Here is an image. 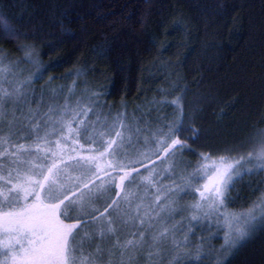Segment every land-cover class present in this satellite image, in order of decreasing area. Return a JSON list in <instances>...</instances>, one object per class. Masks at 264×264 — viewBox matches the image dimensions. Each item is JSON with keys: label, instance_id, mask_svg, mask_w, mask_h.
<instances>
[{"label": "snow or ice", "instance_id": "6c2138e0", "mask_svg": "<svg viewBox=\"0 0 264 264\" xmlns=\"http://www.w3.org/2000/svg\"><path fill=\"white\" fill-rule=\"evenodd\" d=\"M16 35L17 29L0 14V36L11 39ZM6 59L0 49V124L8 115L7 106H13L8 134L0 128V235L4 237L0 239V264H103L106 253L117 252L127 257L121 264H133L144 252L149 260L173 254L170 264L193 260L199 264L203 259L211 264L215 249L208 241L217 235L212 228L223 231L221 251L230 253L250 237L257 224H264V190L259 186L254 193L260 195L248 208L239 213L221 211L232 201L230 193L237 182L264 172V131L249 139L251 147L246 153L230 155L237 152L230 148L228 155L216 159L199 153L193 171L163 184L166 174L176 175L177 155H197L188 141L197 140L199 133L185 127L181 97L159 101L175 107L179 115L158 128L143 117L129 119L126 112L114 117L110 112H97L102 107L101 93L73 102L69 88L63 105L51 103L45 108L43 98L36 102L29 91L40 71L20 79L21 63H37L33 50L7 64ZM52 95L55 99V90ZM33 102L36 108L31 107ZM90 114L96 119L89 121ZM14 139L33 143H13ZM141 144L157 147L145 152ZM153 155L155 160L149 158ZM165 164L162 169L157 167ZM143 171L148 175H142ZM152 190L154 198L148 195ZM111 191L115 197H109L111 202L105 201L107 206L101 211L96 203ZM187 194L198 198L178 205ZM182 210L191 214L172 223ZM205 225L210 234L201 238L193 254L188 250L189 237ZM178 232L184 233L183 238H177ZM105 244L111 247L106 249ZM85 247L92 250L85 252Z\"/></svg>", "mask_w": 264, "mask_h": 264}, {"label": "trees", "instance_id": "16d2710c", "mask_svg": "<svg viewBox=\"0 0 264 264\" xmlns=\"http://www.w3.org/2000/svg\"><path fill=\"white\" fill-rule=\"evenodd\" d=\"M0 14L17 29L0 49L18 58L32 49L37 84L83 77L114 107L182 95L185 127L199 133L188 141L192 171L201 151L216 156L228 142L238 151L264 130V0H0ZM167 110L169 123L179 112ZM248 192L240 181L230 195ZM223 264H264V226Z\"/></svg>", "mask_w": 264, "mask_h": 264}, {"label": "rangeland", "instance_id": "374dc122", "mask_svg": "<svg viewBox=\"0 0 264 264\" xmlns=\"http://www.w3.org/2000/svg\"><path fill=\"white\" fill-rule=\"evenodd\" d=\"M7 56H8V59L5 60V64H7L9 62V60H14V59L18 58V57H12L10 55H7ZM19 67L23 69V75L20 77V79H26V78L30 77L32 75V73L38 71V70H34L35 64L21 63L19 65ZM164 72H166V71H164ZM40 73H41V71H40ZM160 74H162V72ZM34 80L35 79H33L31 84H30L29 91H30V93H32V95H34L36 102L40 101L43 98L45 108L48 104H51V103L63 105V103L65 102V97H67L69 95V91H68L69 88H71L72 92H73V95H72V101L73 102H75L76 99H78L82 96L86 97L92 93H97L96 91H93L88 87H85L86 83H85V80L83 79V77H71L70 78L69 76H66V77L57 78V77L49 76L48 78H45L39 84L35 83ZM74 81H75V84L73 83ZM4 87H9V85L5 84ZM53 90H55V92H56V98L55 99H53V95H52ZM164 90H163V94H166L167 92H165L166 90L165 91ZM180 97L182 98V95ZM29 98L31 99L32 97L30 96ZM162 98H164V97H162V96L161 97L145 96V98L142 99V102H135V103H131V104L125 103V105L119 104L118 107H114L112 105V103H110L106 99L101 98L99 96V101H100L102 107H98L96 109V111L97 112L102 111L105 114L110 112L112 117H114L117 113L126 112L129 119H135V118L143 117V120L150 122L153 128H158V127H160L161 123H168V121H169V118H168V116H169L168 111L169 110H167L168 106L162 105L159 103V101L164 100ZM182 100H183V98L181 99V101ZM36 102H33L31 104L32 108H36L38 106V104ZM12 109H13L12 105L7 106L6 111H7L8 115L5 118V122L3 124H0V128H2L3 134L8 133L9 125L7 123V120H10L12 118V116H11ZM42 110H44V109H42ZM146 113H147V115H145ZM17 115H19V113H17ZM70 118H71L70 116L66 117V119H70ZM87 119L89 121L95 120L96 115L90 114L89 117H87ZM109 121L111 122V118H109ZM51 139L55 140V139H57V136H52ZM249 139L247 140V143L242 142L240 145H238V147H241V145H245V147H241L240 149H238V151L235 152L236 154H234V152H233V153H230V155H238V154L246 153L249 150V148L251 147V145L249 144ZM32 143L33 142H30L29 144H32ZM81 143H83V141H81ZM230 145H231V143L228 142L227 146L223 147L224 149L219 148V149H221V152H218V154L216 156H212V159H216L220 155H228L229 153L226 150L236 147L234 145H233V147H231ZM89 146L90 145H85V147H89ZM139 147H140L141 151L148 152L149 150L155 149L157 146L155 144H149L147 146L141 144ZM214 151L215 152H213V154L217 153L216 150H214ZM160 152H161V154L163 153L162 148L160 149ZM149 158L151 160H154L155 156L153 155V156H150ZM109 159H111V158H109ZM171 160H172V157H169L168 162H171ZM194 162H195V160L192 159L191 157H189L186 154V152H184L182 156L177 155L176 166H175L176 175L166 174V177L162 179V183L163 184H171L173 179H176L178 181L179 180L178 174L183 173L184 175H187V173L192 171V166H194L193 165ZM100 163L104 164V163H106V161H100ZM145 163H148V159H145ZM165 166H166V164L165 165H157V167L160 169H162ZM136 167H139V165H136ZM145 172H146L145 176L148 175L147 171H143L142 173H145ZM262 180H264V172H260L258 175L245 176L244 180L241 181V183H242V186H244L245 188L247 187L249 189L248 193L250 194L252 191H254V188L257 186H259L262 190H264V184L258 185V182L262 181ZM202 183H203V181H202ZM154 194H155L154 190H152L148 193V195L152 196L153 198H154ZM253 194H254V197H253ZM259 195H260L259 192H255V193H252L250 198L249 197H243V199H242L240 197H236L237 194H235L234 196H231L232 201L227 203L226 207L224 209H221V211H226V212H231V213H239L240 211L244 210V208H245L242 206V204L244 202H249V204H250L251 202L256 200V198ZM111 196H112L111 192L105 193L97 201L96 207H98L101 211H103V208L106 206L105 201L108 202L110 200L109 197H111ZM196 198H198V197H196ZM196 198H193L191 194L182 195L181 198L178 200V205L183 206L186 204H191L194 202V200ZM244 198H246V199H244ZM31 202L32 201L30 199L29 203H31ZM230 203H233L234 206L237 204L236 205L237 208L233 206L232 208H234V209H231V208L229 209L228 205ZM4 210H6V209H4ZM190 214H191L190 211L182 210V211H180V213L178 215L175 216V220L172 221V223L179 221L182 217H187ZM262 226H264V224H257L256 230ZM186 227H187V221H185V230H186ZM211 232L217 233L216 236H214L210 241H208V243L215 249V251L213 252L212 258H211V264H221V263L223 264L224 262H226L229 259V257L233 254V251L235 249L232 250L230 253L222 252L221 246L224 244V239H223L224 233H223V231L222 230L218 231L216 228H212ZM254 232H252V234ZM209 234L210 233L207 230L206 225L204 226V230H202L201 228L195 229V235H192L189 237L191 243L188 246V250L193 252V254H195V250L198 247V245L200 244L201 238L207 237V236H209ZM183 235H184L183 232H178L177 238H183ZM3 238L4 237L2 235H0V239H3ZM105 245L107 246V248L111 247L110 244H105ZM91 250H92L91 248L85 247V252H89ZM172 255L173 254L165 253L163 256H157V257H154L152 260H149L147 258V252H144L135 258V260L133 261V264H170V261L172 259ZM122 259L125 262L127 261V257L121 258V256L119 255L118 252L112 256H109L106 253L103 257V264H108L109 261H112L113 264H121ZM191 264H197V262L193 260V261H191ZM199 264H210V262H209V259H203L202 261L199 262Z\"/></svg>", "mask_w": 264, "mask_h": 264}]
</instances>
